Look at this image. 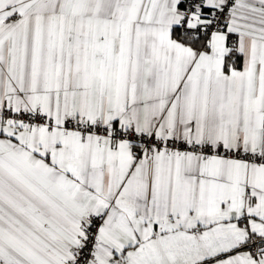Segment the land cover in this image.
Returning a JSON list of instances; mask_svg holds the SVG:
<instances>
[{
    "label": "snow or ice",
    "instance_id": "6c2138e0",
    "mask_svg": "<svg viewBox=\"0 0 264 264\" xmlns=\"http://www.w3.org/2000/svg\"><path fill=\"white\" fill-rule=\"evenodd\" d=\"M0 264H264V0H0Z\"/></svg>",
    "mask_w": 264,
    "mask_h": 264
}]
</instances>
